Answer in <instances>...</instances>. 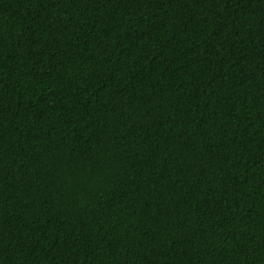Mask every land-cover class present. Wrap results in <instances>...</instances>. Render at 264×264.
<instances>
[{
	"label": "trees",
	"instance_id": "obj_1",
	"mask_svg": "<svg viewBox=\"0 0 264 264\" xmlns=\"http://www.w3.org/2000/svg\"><path fill=\"white\" fill-rule=\"evenodd\" d=\"M0 264H264V0H0Z\"/></svg>",
	"mask_w": 264,
	"mask_h": 264
}]
</instances>
